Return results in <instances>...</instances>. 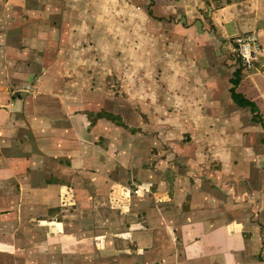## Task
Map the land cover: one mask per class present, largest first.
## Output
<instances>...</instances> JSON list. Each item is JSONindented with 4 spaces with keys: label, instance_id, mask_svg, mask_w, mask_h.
Segmentation results:
<instances>
[{
    "label": "crops",
    "instance_id": "1",
    "mask_svg": "<svg viewBox=\"0 0 264 264\" xmlns=\"http://www.w3.org/2000/svg\"><path fill=\"white\" fill-rule=\"evenodd\" d=\"M57 1L0 0V264H41L31 253L67 252L71 238L70 249L84 251L82 220L69 224L53 214L80 203V219L94 216L99 203L114 201L109 193L97 196L95 189L112 193L133 177V184L158 188L157 206L171 201L178 210L173 231L180 253L174 264H264V126L231 94V79L240 66L233 58V38L244 31L245 19L257 26L262 53L257 69L243 71L237 90L255 102L264 121V3L259 2L256 16H244L240 4L214 14L213 24L221 33L214 57L223 63L220 70L233 64V72L218 78L212 67L204 68L205 80L187 85L191 96L178 107L187 108L188 123L210 124L203 136L215 139L208 153L221 164L217 185L213 178L194 184L188 174L178 176V165L164 162L162 148L153 153L141 126L131 131L126 114L118 112L129 126L124 129L130 136L122 143L115 136L122 126L98 117L101 108H90L84 94L71 93L64 76L72 65L61 52L63 44L67 49L75 43L71 28L79 23L67 13L79 8L76 1ZM55 10L67 12L53 20ZM174 85V90L183 89ZM162 107L156 108L157 122L163 121ZM132 150L141 159L128 158ZM203 151L197 148L195 154ZM150 159L155 161L149 165ZM79 189L85 190L83 197ZM83 203L90 204L86 212ZM184 203L185 209L178 208ZM155 210L149 214L162 219L160 206ZM148 228L139 222L143 233Z\"/></svg>",
    "mask_w": 264,
    "mask_h": 264
},
{
    "label": "rangeland",
    "instance_id": "2",
    "mask_svg": "<svg viewBox=\"0 0 264 264\" xmlns=\"http://www.w3.org/2000/svg\"><path fill=\"white\" fill-rule=\"evenodd\" d=\"M62 1H76L73 5L78 4L79 8L77 12L71 10L67 13L69 18H76L79 23L76 28H71L75 43H69L67 49L63 44L65 47L61 52L72 65V72L64 76V82L71 85V93L87 96L90 108H101L98 116L113 114V119L106 118L123 127L121 130L117 127L115 131L116 138L122 139V143L124 137L130 136L129 130L124 129L129 126L118 112L126 114L131 131L136 132L141 126L149 146L154 148L153 153L163 149L164 162H175L178 176L182 178L188 174L194 184L196 180L213 178L218 185L221 164L217 155L208 153L210 146H216L215 139L208 140L203 136V131L210 124L188 123L187 108L182 107L179 111L178 107L182 104L180 101L185 103V97L191 96L187 85L205 80L204 68L212 67L213 75L217 72L218 78L225 75V71V76L233 72V64L220 70L223 63L214 57V45L221 34L213 24L214 14L240 4L244 16H256L259 2L264 3V0L57 2ZM66 12L53 11V20ZM243 20L246 27L234 40L257 35V26L247 25L249 22ZM50 45L54 48L57 44L52 41ZM233 58L240 64L235 53ZM173 84H182L183 89L174 90ZM161 107L163 121L157 122L156 108ZM197 148L205 151L195 154ZM127 156L136 161L142 155L132 150ZM154 161L150 159L148 164ZM196 175L201 176L196 178ZM165 176L169 177L166 171ZM134 181L133 177L131 184L125 182L123 187H117L112 193L109 188L95 189L97 196L102 198L109 193L114 201L108 198V201L99 203L95 207V210L99 209L98 213L93 217L84 215V219H80V203L70 204L59 215L53 214L57 220H66L69 224L81 223L82 220L80 228L86 232L84 251L71 250V238L67 252L52 251L40 256L36 252L31 253V259L39 260L41 264H174L180 253L178 236L173 231V220L178 210L173 202L167 201L159 205L162 212L158 216L163 218L156 219L155 208H159V201H156L155 193L158 188L140 187L133 184ZM164 189L165 192L170 191L166 186ZM79 191L80 197H83L82 192L86 194L84 189ZM145 196L148 198L141 203L140 197ZM83 205L82 211L86 212V206L90 204ZM145 206L149 209L146 213L141 209ZM180 207L185 209L187 204ZM151 210H154V215L149 214ZM65 214L66 218L63 217ZM139 222L147 225L150 231L143 233ZM68 223L67 228L70 229ZM123 227L125 231L121 232Z\"/></svg>",
    "mask_w": 264,
    "mask_h": 264
},
{
    "label": "built area",
    "instance_id": "3",
    "mask_svg": "<svg viewBox=\"0 0 264 264\" xmlns=\"http://www.w3.org/2000/svg\"><path fill=\"white\" fill-rule=\"evenodd\" d=\"M233 50L244 72H252L258 68L262 53V44L258 35L254 34L246 38L239 37L235 39Z\"/></svg>",
    "mask_w": 264,
    "mask_h": 264
},
{
    "label": "trees",
    "instance_id": "4",
    "mask_svg": "<svg viewBox=\"0 0 264 264\" xmlns=\"http://www.w3.org/2000/svg\"><path fill=\"white\" fill-rule=\"evenodd\" d=\"M243 75V68L242 66H238L236 71L234 72V77L231 79V83L233 84V87L231 88V94L233 100L241 107H249L252 110L253 113V120L256 122L261 123L264 126V121L262 116L260 115L258 108L254 101L247 98L244 94L238 92L237 88L241 82ZM113 119L115 116L113 114H99L98 117H107ZM264 142V138H263Z\"/></svg>",
    "mask_w": 264,
    "mask_h": 264
}]
</instances>
